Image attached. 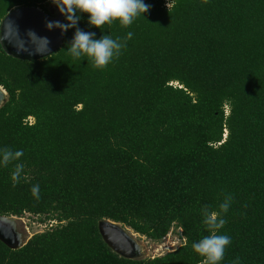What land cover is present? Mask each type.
Instances as JSON below:
<instances>
[{
  "label": "trees",
  "instance_id": "1",
  "mask_svg": "<svg viewBox=\"0 0 264 264\" xmlns=\"http://www.w3.org/2000/svg\"><path fill=\"white\" fill-rule=\"evenodd\" d=\"M145 2L150 11L127 28L100 31L82 17L97 39L133 33L103 70L68 55L74 29L39 60L0 46V148L24 153L0 167V216L56 222L18 249L0 241V264H202L191 248L208 235L201 209L218 211L226 195L222 264H264V0ZM49 3L0 0V21ZM101 220L154 242L176 228L183 243L124 258L102 240Z\"/></svg>",
  "mask_w": 264,
  "mask_h": 264
},
{
  "label": "clouds",
  "instance_id": "2",
  "mask_svg": "<svg viewBox=\"0 0 264 264\" xmlns=\"http://www.w3.org/2000/svg\"><path fill=\"white\" fill-rule=\"evenodd\" d=\"M49 2L64 18V22L46 21V29L48 31L59 29L62 35L70 29H74L73 37L67 43L66 52L73 60L80 63L87 61L97 70H103L120 57L133 33L129 31L123 39L119 37L114 39L108 34L97 39L95 32H86L79 28L78 24L82 17L86 15L87 24L100 31L104 25H111L116 22L121 27L127 28L137 18H144V15L151 8V5L147 4L145 0H49ZM166 7L169 10L171 0H168ZM13 27L15 26L13 25ZM27 36L34 46L36 54H42L43 51L49 50L50 41L47 37H39L32 31H28ZM36 41L43 43V51L37 49ZM14 46L18 52L30 50L22 39L20 43L14 44ZM23 155L22 150L12 151L8 148H0V167H7L10 163L20 160ZM23 170L24 165L22 163L15 165L11 175L14 186L19 183ZM39 192V185H34L31 189L32 195L39 198ZM232 199L231 195H226L223 202L219 204L218 211H211L207 206L201 209L203 224L208 235L193 242L191 248L194 253L202 258V264H222L225 250L232 243L229 235L220 232L227 222L224 216L230 209ZM232 264H240L239 258L234 259Z\"/></svg>",
  "mask_w": 264,
  "mask_h": 264
},
{
  "label": "water",
  "instance_id": "3",
  "mask_svg": "<svg viewBox=\"0 0 264 264\" xmlns=\"http://www.w3.org/2000/svg\"><path fill=\"white\" fill-rule=\"evenodd\" d=\"M46 21H61L63 17L57 9L44 11L38 7L23 6L11 9L0 21V46L9 56L19 60H39L54 53L61 45L63 35L59 29L48 31ZM13 25L15 27H13ZM18 36H17V33ZM28 31L34 32L39 37H47L50 41L49 50L43 51V43L36 41L38 50L42 54H36ZM24 40L28 52H18L14 44ZM7 94L0 86V106L6 101ZM98 232L104 243L121 257L133 259L139 255L138 247L126 228L110 220H101L97 224ZM0 241L11 249H18L22 245L19 235L14 231L11 217L0 216Z\"/></svg>",
  "mask_w": 264,
  "mask_h": 264
},
{
  "label": "rangeland",
  "instance_id": "4",
  "mask_svg": "<svg viewBox=\"0 0 264 264\" xmlns=\"http://www.w3.org/2000/svg\"><path fill=\"white\" fill-rule=\"evenodd\" d=\"M56 8L51 4L46 5V11H54ZM11 217L14 226V231L19 235L21 245L33 234L45 231L55 225L54 220L48 219L46 215L35 216L32 214H24L19 217ZM120 225V224H118ZM126 228L124 226H121ZM126 231L131 235V238L135 241L138 247L139 255L136 258H150L154 256L161 255L165 252L171 251L177 248L183 239L181 237V232L178 229L171 230L162 240L154 242L144 236H141L129 228Z\"/></svg>",
  "mask_w": 264,
  "mask_h": 264
},
{
  "label": "built area",
  "instance_id": "5",
  "mask_svg": "<svg viewBox=\"0 0 264 264\" xmlns=\"http://www.w3.org/2000/svg\"><path fill=\"white\" fill-rule=\"evenodd\" d=\"M29 122L32 121V118H28Z\"/></svg>",
  "mask_w": 264,
  "mask_h": 264
}]
</instances>
